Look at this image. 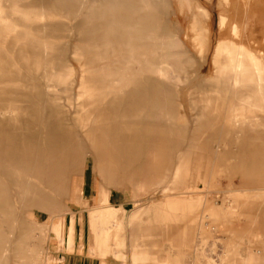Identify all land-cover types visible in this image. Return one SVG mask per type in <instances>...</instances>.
I'll list each match as a JSON object with an SVG mask.
<instances>
[{
  "label": "rangeland",
  "instance_id": "rangeland-1",
  "mask_svg": "<svg viewBox=\"0 0 264 264\" xmlns=\"http://www.w3.org/2000/svg\"><path fill=\"white\" fill-rule=\"evenodd\" d=\"M147 1L136 4L149 38L128 45L124 0H0L7 119L17 112L12 98L39 100L30 88L40 87L64 104L81 137L73 147L81 165L68 175L51 164L50 184L0 186V264H53V249L76 243L81 251L84 222L102 264H173L161 248L201 264L204 236H232L242 225L232 213L240 200L264 204V170L241 179L232 132L250 130L247 151L264 144V0ZM113 191L133 208L113 204ZM224 251L208 248L207 264H226Z\"/></svg>",
  "mask_w": 264,
  "mask_h": 264
},
{
  "label": "crops",
  "instance_id": "crops-1",
  "mask_svg": "<svg viewBox=\"0 0 264 264\" xmlns=\"http://www.w3.org/2000/svg\"><path fill=\"white\" fill-rule=\"evenodd\" d=\"M141 1L142 3L140 0H124V26L126 30H129H127V32L129 33L128 38L130 39L127 38L128 45L133 44L132 41L135 37L144 38L143 35H145L146 30L151 31V26L148 24V18H145L147 22H144L143 20L145 16L137 15V11L141 8L138 7L136 3H141L146 6L148 2L147 0ZM115 2L116 1H113V4ZM113 4L111 8L115 6ZM137 16H139V21L138 19L134 20ZM134 26H136V28ZM136 29L137 31L134 35V30ZM154 32L156 31L154 30ZM157 36L160 35L157 33ZM156 39L157 38H155V40ZM165 43L167 46H170L171 44L167 41ZM1 47L4 48L6 45L3 44ZM129 50L131 51V54H133L132 52H134V50L131 46L129 47ZM256 72L258 73V76H260L259 69ZM235 79V83L239 85L240 76L237 78L235 77ZM259 85L261 86L262 83L260 82ZM30 89H34L39 96V100H36L31 96L30 98L28 96L21 97L22 99L18 101L15 99L16 97L12 98L13 101L11 103H16L17 112L15 113L16 115H10L14 117L10 119H7V116L11 113L9 111L11 109L9 108V110H7L4 105L7 102V98L0 92V114L2 117L7 115L6 117H3L4 119H0V148L3 149L1 146L7 144L5 146L4 155H0V186H37L35 180L38 178L40 186H45L44 183H50L44 178V175L46 174L44 168L49 167L51 164L65 167L66 174L68 175L71 168H73L74 171L75 168L81 165L80 154H76L73 148L76 143L77 146H81L80 131L78 128L75 129V120H70L69 117L65 116V106L64 104L59 103L58 98L55 99L52 97L53 99H50L51 97H49L40 87H32ZM6 95L8 96L9 94ZM254 117L256 118V115ZM254 119L249 120L251 124L250 126H253L251 121ZM77 125L79 127V124ZM261 125L262 124H259V126ZM254 129H258V127H254ZM237 131H232L235 135L238 149L235 154L239 165L237 174L241 179H243L246 174L247 179L250 182V176L252 173H258L261 170H264L263 163L261 162V159L264 158V144L261 142L260 138V140L255 143L254 148L252 150H249L248 148L247 151L246 140L249 138L250 130L248 129L243 132L241 128ZM74 137L77 142L74 140ZM223 151L224 157L231 153V151L229 152L226 149ZM248 152L254 154L252 156H247ZM244 160H247V171L245 170ZM91 162L92 159L89 160V163ZM152 167L155 171V165H152ZM28 177L33 180L30 181ZM75 180L77 179H73V182H75ZM74 186H76V184H74ZM257 189L262 190L264 188ZM248 196H250V193ZM110 200L113 204L119 205L124 203L126 208H133L129 207L131 204L130 196L125 192L123 196L121 192L113 191ZM108 202L109 199L107 196L101 200L96 199L95 203L91 205L96 207L98 204L101 205ZM89 204L90 201L87 202L86 200V202H84V205ZM235 208L236 209L232 210L233 216L239 219V222L242 223L243 227L241 225L240 227H237V229L235 228L236 231H234V234L228 237L219 234L212 237H209L208 235L206 237L204 236V240H202L203 247L200 252L201 264H207L210 260H208V248H218L219 246L223 247V245L225 249L224 256H227L224 260V263L226 264H264V204H253L240 200ZM85 227L84 222L82 235L84 246L82 250H79V243H76L75 250L72 252L53 249V254L58 258L53 264H102V259L100 257L94 256L89 252V238L86 235ZM221 240L224 241L223 245L220 242ZM127 253L131 254L129 249ZM157 254L161 257L169 256L173 264H175L177 260L182 264H191L189 255L182 249L173 251L172 249L161 248L158 250ZM107 261L108 264H123L112 258L107 259ZM134 263L135 260H133L132 263V260L129 258L124 264ZM44 264H49V261H45Z\"/></svg>",
  "mask_w": 264,
  "mask_h": 264
},
{
  "label": "bare ground",
  "instance_id": "bare-ground-1",
  "mask_svg": "<svg viewBox=\"0 0 264 264\" xmlns=\"http://www.w3.org/2000/svg\"><path fill=\"white\" fill-rule=\"evenodd\" d=\"M122 1V0H121ZM248 1V0H247ZM128 2V1H127ZM133 2V1H132ZM135 2V1H134ZM140 2L142 3V1L140 0ZM146 3V2H145ZM245 3H246V1H245ZM264 4V3H263ZM126 5V4H125ZM217 5V4H216ZM245 5H247L248 6V4H243V6L245 7ZM145 6V5H144ZM127 7V6H126ZM134 7V6H133ZM132 7V8H133ZM198 7H199V5H198ZM251 7V6H250ZM202 8V7H201ZM243 8V7H242ZM241 8V9H242ZM100 9V8H99ZM118 9V8H117ZM199 9V8H198ZM204 9V8H203ZM128 10V9H127ZM131 10H133V9H131ZM197 10V9H196ZM109 11V10H108ZM130 11V10H129ZM199 11V10H198ZM201 11V10H200ZM43 12V11H42ZM100 12V11H99ZM106 12V11H105ZM134 12V11H133ZM196 12V11H195ZM203 12V11H202ZM242 12H243V10H242ZM251 12V11H250ZM112 13V12H111ZM132 13V12H131ZM135 14V13H134ZM188 14V13H187ZM197 14V13H196ZM196 14H194V15H196ZM204 14V13H203ZM125 15V14H124ZM138 15V14H137ZM205 15V14H204ZM130 16V15H129ZM132 16V15H131ZM198 17H200V15L198 16ZM203 17V16H202ZM37 18V17H36ZM205 18V17H204ZM248 18V15L247 14H244V15H242L241 17H240V20H242V22H245L246 21V19ZM190 19V18H189ZM198 19V18H197ZM206 19V18H205ZM205 19H204V21H205ZM250 19V18H249ZM38 20V19H37ZM202 20V19H201ZM256 20V19H255ZM125 21H127V20H125ZM202 22V21H201ZM248 22H249V20H248ZM128 23V22H127ZM136 23V22H135ZM134 23V24H135ZM131 24V23H130ZM138 24V23H137ZM206 24V23H205ZM253 24V23H252ZM195 25V24H194ZM222 26V25H221ZM109 27V26H108ZM125 27V26H124ZM127 27V26H126ZM135 28H136V26H134ZM144 27V26H143ZM198 27V26H197ZM254 27V26H253ZM139 28V27H138ZM201 28V27H200ZM208 28V27H207ZM45 29V28H44ZM128 30V29H127ZM131 30V29H130ZM209 30V29H208ZM129 31V30H128ZM136 31H137V29H136ZM221 31V30H220ZM223 31V30H222ZM151 32V31H150ZM153 32V31H152ZM119 33V32H118ZM140 33V32H139ZM193 33H195V32H193ZM208 33V32H207ZM129 34V33H128ZM133 34V33H132ZM156 34V33H155ZM209 34V33H208ZM242 34H243V31H242ZM135 35V34H134ZM145 35H147V34H145ZM133 36V35H132ZM144 36V35H143ZM145 37V36H144ZM155 37V36H154ZM146 38V37H145ZM157 38V37H156ZM159 38V37H158ZM129 39V38H128ZM207 39V38H206ZM75 40V39H74ZM130 40V39H129ZM195 40V39H194ZM70 41V40H69ZM206 41V40H205ZM222 41V40H221ZM218 42V41H217ZM156 43V42H155ZM198 43V42H197ZM132 44V43H131ZM218 46H219V44H218ZM173 47V46H172ZM171 47V48H172ZM133 48V47H132ZM216 48V47H215ZM202 50V49H201ZM204 51V50H203ZM103 52V51H102ZM217 52V51H216ZM204 53V52H203ZM130 55V54H129ZM165 57H167V56H165ZM169 58V57H168ZM255 58V57H254ZM98 60V59H97ZM89 61V60H88ZM255 61V60H254ZM154 63V62H153ZM255 63V62H254ZM148 65V64H147ZM255 66H256V64H255ZM52 67V66H51ZM258 67V66H257ZM256 67V68H257ZM145 68V67H144ZM241 68V67H240ZM239 70V69H238ZM146 71V70H145ZM235 71V70H234ZM236 71H237V69H236ZM258 71V70H257ZM239 72H240V70H239ZM238 72V73H239ZM236 74V73H235ZM239 75V74H238ZM51 79V78H50ZM236 80V79H235ZM238 83V82H237ZM262 86V85H261ZM110 93V92H109ZM130 97V96H129ZM87 99V98H86ZM170 102V101H169ZM178 104V103H177ZM151 105V104H150ZM180 105V104H179ZM3 112V111H2ZM67 112V111H66ZM239 112V111H238ZM239 113H241V112H239ZM4 114V113H3ZM173 116V115H172ZM123 117V116H122ZM3 119V118H2ZM257 119V118H256ZM15 121V120H14ZM241 123V122H240ZM75 125V124H74ZM176 125V124H175ZM236 125H237V123H236ZM242 126V125H241ZM183 127V126H182ZM256 127V126H255ZM240 128V127H239ZM81 129V128H80ZM126 132V131H125ZM237 132H239V131H237ZM237 169V168H236ZM30 180V179H29ZM31 181V180H30ZM23 194V193H22ZM29 199H30V197H29ZM30 201V200H29ZM105 201H106V199H105ZM17 204V203H16ZM4 206H5V204H4ZM107 206V205H106ZM13 207V206H12ZM97 207V206H96ZM152 207V206H151ZM143 208V207H142ZM93 209V208H92ZM18 210V209H17ZM11 212V211H10ZM12 215V214H11ZM103 216V215H102ZM15 225V224H14ZM14 227V226H13ZM46 227V226H45ZM11 230H13V228L11 229ZM10 235V234H9ZM10 239V238H9ZM7 240V239H6ZM42 241V240H41ZM34 245V244H33ZM32 246V245H31ZM30 247V246H29ZM33 247H35V245L33 246ZM37 248V247H36ZM35 248V249H36ZM42 249V248H41ZM37 250V249H36ZM13 251V250H12ZM28 251V250H27ZM33 251H35V250H33ZM38 251V250H37ZM36 251V253H38ZM141 252V251H140ZM31 253V252H30ZM34 253V252H33ZM36 253H34L35 255H36ZM25 254H26V252H25ZM38 254H40V253H38ZM31 255V254H30ZM136 255V254H135ZM3 256V255H2ZM5 256V255H4ZM137 256V255H136ZM39 257V256H38ZM146 257H147V255H146ZM29 258V257H28ZM146 260L148 261V262H151V260H149L148 258H146ZM20 261V260H19ZM44 261V260H43ZM0 262H1V259H0ZM48 262V261H47ZM26 263V262H25ZM138 263V259L137 260H135V263L134 264H137ZM24 264V263H23ZM37 264V263H36ZM44 264V263H43ZM148 264H151V263H148Z\"/></svg>",
  "mask_w": 264,
  "mask_h": 264
}]
</instances>
